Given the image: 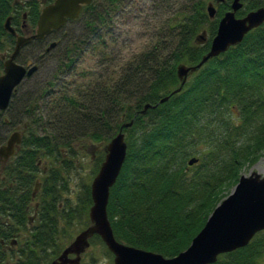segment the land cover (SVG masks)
I'll list each match as a JSON object with an SVG mask.
<instances>
[{
	"label": "trees",
	"instance_id": "trees-1",
	"mask_svg": "<svg viewBox=\"0 0 264 264\" xmlns=\"http://www.w3.org/2000/svg\"><path fill=\"white\" fill-rule=\"evenodd\" d=\"M230 1L218 4L215 18L209 19L206 0H189L157 31V40L149 49L116 66L115 71L109 66L104 73H86L90 80L77 89L66 90L57 80L95 44H106L121 0H93L83 6L79 18L67 23L81 22L83 34L77 39L64 41L66 24L49 39L34 40L21 49L19 63L27 64L24 50L36 48L30 61L38 67L54 51L59 64L56 75L37 94L16 105L17 87L6 110L0 111V144L9 131L23 132L17 152L0 176V264H49L65 246L58 239L65 234L72 237L69 230L73 226L83 229L89 224L90 185L83 184L74 205L65 199L60 208L66 186L59 169L46 165L48 171L42 173L39 167L40 160L58 153V137L47 132L37 110L45 100L52 114L51 126L62 136L86 129L94 141L107 142L123 123L132 120L131 126L122 129L126 157L107 204L117 240L165 257L177 255L190 244L226 196L224 191L238 181L242 163L264 153V22L240 43L208 60L188 76L180 91L172 93L180 86L176 65L200 60ZM242 2L238 16L264 6V0ZM41 5L38 0H0V74L2 56H8L14 45V36L3 28L5 18L11 16L18 32L24 21L34 28ZM203 30L207 39L197 43L195 36ZM49 40L56 45L46 51ZM165 96L168 99L160 102ZM145 104L150 106L140 113ZM214 121L223 128L218 144L226 152L224 158L218 159L215 147L206 143L207 148L195 155L197 163L189 166L187 160L195 154L200 133L203 129L214 132ZM71 138L66 136L68 142L64 139L63 144L70 145ZM104 155L100 150L95 156L93 174ZM36 183L40 184L37 193ZM93 241L113 257L98 235L90 238ZM212 264H264V230L246 246L220 254Z\"/></svg>",
	"mask_w": 264,
	"mask_h": 264
},
{
	"label": "water",
	"instance_id": "water-1",
	"mask_svg": "<svg viewBox=\"0 0 264 264\" xmlns=\"http://www.w3.org/2000/svg\"><path fill=\"white\" fill-rule=\"evenodd\" d=\"M92 0H53L42 7L35 29L28 35L16 33L6 17L3 27L15 36L13 50L3 59L0 74V111L6 110L15 88L26 77L32 76L38 69L36 64L23 65L16 58L23 46L31 41L43 40L53 31L60 29L68 20L78 18L83 5ZM217 2L222 0H216ZM241 0H232L230 9L219 19L216 33L211 39L209 49L201 56L198 63L187 65L179 63L176 74L182 86L188 74L196 72L209 59L225 52L229 47L240 43L253 28L264 22V6L257 7L241 17L236 12L242 7ZM207 14L213 18L216 8L208 3ZM197 42L206 40L205 32L198 34ZM55 45L51 42L46 48ZM181 86L172 93L180 91ZM169 96L160 99L164 102ZM150 105L145 104L140 113ZM132 120L122 124L115 135L104 145L105 156L90 184L92 205L89 208L90 223L63 248L50 264H79L81 254L89 247V238L97 234L113 254L114 264H211L217 257L236 250L249 243L253 236L264 230V174L251 171L241 174L233 190L225 196L208 215L204 225L192 238L188 247L173 257H164L158 252L125 244L114 236L107 215L110 188L115 183L126 157L127 143L123 127H129ZM21 130L12 131L6 141L0 144V174L11 156L15 154L22 142ZM191 157L187 163L197 162ZM74 255L70 257V255Z\"/></svg>",
	"mask_w": 264,
	"mask_h": 264
},
{
	"label": "rangeland",
	"instance_id": "rangeland-1",
	"mask_svg": "<svg viewBox=\"0 0 264 264\" xmlns=\"http://www.w3.org/2000/svg\"><path fill=\"white\" fill-rule=\"evenodd\" d=\"M38 1L44 2L46 0ZM121 1V5H118L113 13L112 20L114 30L112 36L107 37L106 44H95L93 49L90 48L87 52L79 56L72 66L57 80L59 85L63 83L66 90L77 89L78 86L87 84L90 78L85 75L86 73H104L109 69V66H114L115 71L116 66H121L139 53L149 49L157 40V31L166 23L168 18H171L172 14L183 8L182 6L190 3L189 0ZM209 1H212L214 5L217 6L214 0H206L205 3L207 4ZM26 32H29V30ZM81 34H83L81 22L67 24L62 32L64 41L68 40L69 42L73 39H77ZM36 53V48L24 50L23 56L26 58L25 63L30 61V55ZM57 55L58 52L56 51L50 53L43 64L39 66L37 72L33 76L22 81L17 89L16 105L19 104L20 100L29 97L30 94H37V89L43 83L52 80L53 76L56 75V68L59 64ZM29 104L30 103H28V105ZM47 106L48 102L45 100L41 108L37 110L38 113L42 115L41 123H45L47 132L55 134L56 138L58 137V147L56 151V153H58L55 158L50 156L46 158L47 160H40L39 167L42 173L47 172L51 165L59 169L62 181L66 186V190L62 192L63 198L60 200V208H62L65 204V199H69L70 203L74 205L77 202V196L83 184L88 183L90 185L91 179L94 176L95 156L100 150H103L106 141H94L87 135L88 131L85 129L84 132L71 131L69 135L72 136L71 139L73 141L70 145L68 144V146L67 144H63L64 139L67 141L66 136L69 135H58L54 127L51 126L53 119L51 118L52 114L50 115ZM231 109L234 112L236 110L233 106ZM211 126L215 128L214 132L203 129L200 133L198 143L193 149V151H195L194 156L200 153L204 148L206 149L207 147L205 145L207 143L215 147L216 152L219 154L218 159L224 158L226 152L224 148L218 144L223 128L217 121H214ZM11 131H9L8 134ZM39 131L42 133L41 128ZM46 165H48V168H46ZM251 171H258L264 174V153L254 161H244L240 167L239 176L241 174L247 175ZM39 189L40 184L36 183L35 193H37ZM232 190L233 185L229 186L228 190H225L224 193L228 195ZM33 204H36L37 207V199L34 200ZM29 216L30 221L33 222L35 217L34 212L32 211ZM81 228L80 226H73L69 230L72 237H69V234H65L58 239V242L61 243V245H66V243L70 241V238L72 239ZM91 261L92 264H113V257H110L106 253V250L100 242L93 241L81 258L82 264H88Z\"/></svg>",
	"mask_w": 264,
	"mask_h": 264
},
{
	"label": "flooded vegetation",
	"instance_id": "flooded-vegetation-1",
	"mask_svg": "<svg viewBox=\"0 0 264 264\" xmlns=\"http://www.w3.org/2000/svg\"><path fill=\"white\" fill-rule=\"evenodd\" d=\"M84 253H85V252H84ZM84 253L81 254V258H82V256L84 255ZM70 257H73V255H70Z\"/></svg>",
	"mask_w": 264,
	"mask_h": 264
}]
</instances>
